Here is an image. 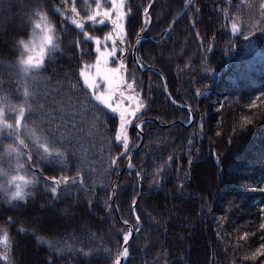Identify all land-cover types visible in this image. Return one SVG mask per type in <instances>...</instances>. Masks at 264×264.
<instances>
[{
  "label": "trees",
  "instance_id": "trees-1",
  "mask_svg": "<svg viewBox=\"0 0 264 264\" xmlns=\"http://www.w3.org/2000/svg\"><path fill=\"white\" fill-rule=\"evenodd\" d=\"M189 1L154 0L148 9L151 0H123L124 43L117 41L110 65L123 62L134 91L119 90L143 104L130 118L125 149L115 139L118 114L90 104L79 76L96 60L83 31L102 48L112 43L104 40L109 20L86 19L97 0H74L83 31L68 13L62 22L53 12L61 0H0V111L14 126L13 109L25 107L19 136L29 146L17 143L15 127L0 126V264H115L129 227L136 234L123 264H264V0ZM98 2L101 11L112 7ZM37 8L56 30V47H47L42 67L27 78L19 41L39 43ZM140 34L142 69H156L185 108L169 102L159 74L135 68ZM186 108L190 124L172 125L189 122ZM100 112L107 116L97 120ZM37 126L62 158L37 151L28 131ZM19 176L30 183L13 181ZM16 184L23 200L11 198Z\"/></svg>",
  "mask_w": 264,
  "mask_h": 264
},
{
  "label": "snow or ice",
  "instance_id": "snow-or-ice-1",
  "mask_svg": "<svg viewBox=\"0 0 264 264\" xmlns=\"http://www.w3.org/2000/svg\"><path fill=\"white\" fill-rule=\"evenodd\" d=\"M70 3L71 7L67 8L65 7L66 4ZM5 5L9 6L8 0H5ZM111 8H104L103 11H101V5L99 4L97 0V6L96 10L93 14L87 15L86 19L89 21L97 22V17H103L107 20H109L112 24V31L108 33L105 37V41H111V48L108 49L107 46H105L104 50H102L101 47V39L99 37L90 36L87 31H83L85 28V24L77 19L79 17V12L77 11L76 4L74 0H61V8H54L53 12L55 14H60L62 16V22L66 21L68 17L64 16V13H68L72 19L70 20V23L75 26L77 30L83 31V37L85 41H91L93 42L95 47V53L96 60L95 65H87L85 68H82L79 72L80 78L83 80V85L87 87V89L90 90V99L89 103L91 104L92 100H95L99 105L103 106V108L108 109L111 113L118 114L119 116V128L116 130L115 133V139L116 141H122L123 146L125 149L128 148V137L126 134V129L129 126V124L132 123L131 117L136 116V113L143 107V104L139 101V99L135 95H128L125 96L124 92L120 89V85L123 84L127 87L129 90H133V84L130 82H127L124 77L120 74L122 70L124 69V64L121 61L119 63V66L117 68H108L106 67L107 61L110 57H114L117 54L118 45L117 41L122 45L124 43V28L122 21L124 20V13L122 11L123 8V0H111ZM4 5H0V7H3ZM262 8V15H264V5L261 6ZM145 15L147 16L148 9H144ZM114 14V18H113ZM35 15L39 18L40 22L34 24V29H41V32L43 33L42 39H41V46L39 47V50L37 51L35 49V46L32 42H26L24 40L19 41L20 47L23 49L24 53H28L26 56L21 55L19 59V71L27 78H32V72L33 70H39L43 63H44V53L47 46H52L53 48L56 47L54 43V33L55 28L48 23V18L45 13L39 10L37 8V11ZM99 23H104V19H101L98 21ZM147 22V20L145 21ZM233 31L236 30V25L233 24ZM63 30V29H61ZM77 47H79L80 41H77ZM121 52L123 51V48L119 49ZM35 53V54H33ZM102 65H105L102 67ZM94 67L95 73L94 75L91 74L90 71H86L87 69H90ZM98 80H102L105 85H107V88L105 91H100V84L97 83ZM24 96L29 97L32 95L28 91L27 86L24 88ZM87 95V94H86ZM135 101L134 107H128L125 106L124 101ZM28 110L31 111L32 106L27 105ZM92 108L94 110V115L96 110V105H92ZM14 112H16L15 117V125L8 124L3 111H0V126L3 128H7L9 130H13L15 127V133H16V139L17 143L21 145L24 149H28L29 146L24 143L23 139H20L19 136V129L22 126L21 121L25 115V107H20L18 110L13 109ZM102 116H107V113L100 112L98 116H95L97 120L100 119ZM34 124L36 122H33ZM64 125V122L61 121V126ZM137 128L140 127L139 124L136 125ZM29 135L33 139V145L36 147L37 151L41 153L42 157H56V158H62L63 153L60 151L59 147H55V139L50 140L48 136L43 135L42 132L39 131L38 126L29 129ZM39 133V134H38ZM54 137V133H53ZM27 154V152L25 153ZM31 161V156L28 157ZM36 163H39L37 161ZM112 163H115L113 160ZM139 175V173H137ZM20 180L23 181L24 184L30 183V181L25 180V177L19 176V177H13L14 180ZM63 182H67V177L61 178ZM12 181H10L11 183ZM54 183H59L58 181L53 178ZM52 193L55 195L56 188H52ZM27 193L24 191V188L21 186V184H16L15 190L11 193L12 199H19L23 200ZM138 219V218H137ZM127 223V221H125ZM123 240L125 244H127L129 240V234L125 233L123 235ZM128 255V249L127 247L124 248L123 252L119 254L117 258V264H120V257H126Z\"/></svg>",
  "mask_w": 264,
  "mask_h": 264
},
{
  "label": "water",
  "instance_id": "water-1",
  "mask_svg": "<svg viewBox=\"0 0 264 264\" xmlns=\"http://www.w3.org/2000/svg\"><path fill=\"white\" fill-rule=\"evenodd\" d=\"M153 1H154V0H151V2H150V4H149V7H148V8L151 7V5L153 4ZM192 1H193V0H190V1L188 2L187 5H189ZM186 9H187V6L183 7V9L180 11V13H179V14L173 19L171 25H170L169 28L167 29V32L171 29V27H172V25L175 23V21L184 15ZM144 39H146V38L143 37V36L140 34V35L137 36V38H136V40H135V44H134V47H133L132 52H131V58H132L133 64H134L135 68L138 69V70H140V71H146V70H147V71H152V72H154V73L159 74L158 71H157L156 69L151 68V67H147V68H145V69H142V68H141V65L139 64V61H138V59H137V47H138L139 43H140L142 40H144ZM122 76H123L124 79H125V69H123V74H122ZM159 76L162 78V81H163V84H164V88H165L164 93H165V96L167 97V99L169 100V102H170L173 106H175V107H177V108H185V107H183V106L177 105V104L172 100V98L170 97V95H169V93H168V91H167L166 81L164 80V78L162 77L161 74H159ZM186 109H187L188 112L190 113V122H191V121L193 120V115H192L191 111H190L188 108H186ZM189 124H190V123H188V124H183V123L177 122V123L172 124V125L187 126V125H189ZM172 125H169V126H172ZM167 127H168V126H167ZM136 129L139 130V128H137V127H136ZM141 143H142V139L139 141V143H138L136 146H134V147L132 148L131 152L129 153V156H128L127 160H126V168H127V169H131V170L133 169V167H132V165H131V158H132L133 154L135 153V151L141 146ZM138 179H139V177H138ZM139 196H140V191L138 192V194H137V196H136V199H135V201H134V203H133V205H132V210H134L135 205L137 204V202H138V200H139ZM128 234H129V240H128L127 244H125V242H124V240H123L122 248H121V253L123 252V250H124L125 247H128L130 241H131L132 238L135 236L136 232L133 231V229H132L131 227H129V229H128ZM125 259H126V257H120V264H123V263L125 262ZM115 264H117V260H116V263H115Z\"/></svg>",
  "mask_w": 264,
  "mask_h": 264
},
{
  "label": "rangeland",
  "instance_id": "rangeland-1",
  "mask_svg": "<svg viewBox=\"0 0 264 264\" xmlns=\"http://www.w3.org/2000/svg\"><path fill=\"white\" fill-rule=\"evenodd\" d=\"M42 35H43V33L41 32V39H42ZM41 39L39 40V43L37 44V43H35L34 44V46H35V49L38 51L39 50V47L41 46ZM48 47V46H47ZM47 47H46V49H47ZM105 48V47H104ZM104 48H102V50H104ZM111 48V46L110 47H108V49H110ZM28 53H24V55L26 56ZM33 54H35V53H33ZM44 55H45V53H44ZM97 55V54H96ZM44 59V58H43ZM113 60V57H110L109 59H108V61H107V64H106V67H108V68H117L119 65H110V63H111V61ZM95 65V62H94V64L92 65V66H94ZM105 65H102V67H104ZM85 68V67H84ZM86 71H90L91 72V74H93L94 75V73H95V69H94V67H92V68H90V69H87L86 68ZM121 75L123 74V71L120 73ZM82 79V78H81ZM83 81V80H82ZM97 83H99L100 84V88H99V90L100 91H105L106 90V88H107V85H105L104 84V82L102 81V80H98L97 81ZM86 87V86H85ZM87 88V87H86Z\"/></svg>",
  "mask_w": 264,
  "mask_h": 264
}]
</instances>
